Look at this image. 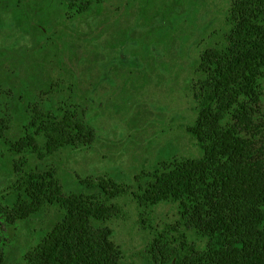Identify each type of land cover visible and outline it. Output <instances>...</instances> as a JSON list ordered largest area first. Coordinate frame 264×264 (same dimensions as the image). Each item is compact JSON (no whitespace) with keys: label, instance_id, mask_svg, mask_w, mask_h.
<instances>
[{"label":"rangeland","instance_id":"obj_1","mask_svg":"<svg viewBox=\"0 0 264 264\" xmlns=\"http://www.w3.org/2000/svg\"><path fill=\"white\" fill-rule=\"evenodd\" d=\"M231 2L92 0L91 9L78 15L62 0H28L35 10L28 7L25 15V0H0V18L7 26L0 28V99L10 97V86H25L36 104L50 105L56 115L65 104L73 105L96 131L89 148H61L44 160L26 152L29 167L53 169L66 191L77 188L78 178L108 175L135 192L136 181L143 183L159 161L199 155L188 132L196 115L191 79L199 53L221 45L228 34ZM28 25L34 33L26 31ZM27 132L14 122L0 138V203L9 199V183L16 180L18 156L9 155L8 140ZM254 150L264 159V133ZM119 206L108 223L115 242L126 264H142L153 233L176 219L175 206L152 208V229L141 225L131 195L123 196ZM42 214L15 227L0 215L3 264H26L31 243L60 215L57 207Z\"/></svg>","mask_w":264,"mask_h":264},{"label":"trees","instance_id":"obj_2","mask_svg":"<svg viewBox=\"0 0 264 264\" xmlns=\"http://www.w3.org/2000/svg\"><path fill=\"white\" fill-rule=\"evenodd\" d=\"M62 1L78 15L92 4ZM28 7L33 12L25 0V15ZM229 21L223 43L199 53L191 79L196 115L188 132L200 154L159 161L143 183L136 181L135 192L108 175L78 178L77 188L66 191L53 169L30 168L26 152L44 160L61 148H89L96 131L73 105L56 115L50 105L36 104L25 86L9 87L10 97L0 99V138L14 122L30 132L8 140L9 155L18 156L16 180L0 214L15 224L43 216L48 207L60 213L31 243L26 264H126L108 224L126 195L144 229H152V208L176 209L173 223L153 233L142 264H264V159L254 150L264 133V0H232ZM26 31L34 33L30 25Z\"/></svg>","mask_w":264,"mask_h":264},{"label":"flooded vegetation","instance_id":"obj_3","mask_svg":"<svg viewBox=\"0 0 264 264\" xmlns=\"http://www.w3.org/2000/svg\"><path fill=\"white\" fill-rule=\"evenodd\" d=\"M8 1H10V2H13L14 0H7V2ZM22 2H23V0H18V3H20V4H22ZM1 4V3H0ZM1 6V5H0ZM7 5H5V7L3 6V8L2 9H4L3 11H4V13L6 14V15H8V10H7ZM22 7V6H21ZM0 28L1 29H3L4 31H6L7 30V26H6V23L4 24H2V21H1V18H0ZM37 171V170H36ZM1 215V214H0ZM1 217H2V219L4 220V223L8 226V227H15L16 226V224H18L19 222H21V221H19V222H16L15 224H10L8 221H7V219L6 218H4L2 215H1ZM0 254H1V257H2V260H0V264H3L4 263V256H3V250H2V246H1V236H0Z\"/></svg>","mask_w":264,"mask_h":264}]
</instances>
